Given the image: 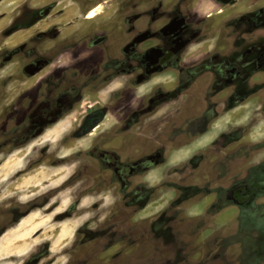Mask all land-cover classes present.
<instances>
[{
    "label": "rangeland",
    "instance_id": "rangeland-1",
    "mask_svg": "<svg viewBox=\"0 0 264 264\" xmlns=\"http://www.w3.org/2000/svg\"><path fill=\"white\" fill-rule=\"evenodd\" d=\"M234 1L0 0V264H264V191L229 194L264 176V0Z\"/></svg>",
    "mask_w": 264,
    "mask_h": 264
},
{
    "label": "flooded vegetation",
    "instance_id": "flooded-vegetation-1",
    "mask_svg": "<svg viewBox=\"0 0 264 264\" xmlns=\"http://www.w3.org/2000/svg\"><path fill=\"white\" fill-rule=\"evenodd\" d=\"M259 4H260V1L258 2ZM258 8V9H257ZM256 8V11H257V13H256V20H258V22L260 21V20H262L263 22H264V9H261L260 7H257ZM225 10H229V11H231L232 9H230V8H226ZM64 12H62V14H63ZM88 14H89V12L87 13V15L85 16V18H87L88 17ZM236 15V14H235ZM237 15H239V14H237ZM236 15V16H237ZM89 18V17H88ZM209 18H212V17H209ZM257 26L258 25H260V23H257L256 24ZM69 26H67L66 28H68ZM53 33V32H52ZM50 37H51V35H49ZM17 40L18 41H20V38H17ZM17 41V42H18ZM16 44V43H15ZM65 46H67L66 48H65V52H69L71 49H74V48H76V45L74 44V43H71L70 41H67L65 44H64ZM259 50H262V51H264V48L263 49H261V48H259ZM172 56V53L169 51V52H167L165 55H164V57H163V61L165 60H167V59H170V57ZM44 63H41V66L40 67H42V68H44V67H46L47 65H43ZM35 66V65H34ZM33 66V67H34ZM73 68H75L76 70H78V68H77V66L75 65ZM72 70V69H71ZM34 72H37L35 69H34ZM33 72V73H34ZM73 89V87H70L68 90H70V91H68L67 89H65L63 92H62V95H63V99L65 100L66 99V101H68L69 100V98L72 96L73 98H74V96L73 95H69V94H71L73 91H71ZM77 89V91L76 92H78L79 93V89L78 88H76ZM80 92H81V89H80ZM77 94V93H76ZM78 95V94H77ZM79 96V95H78ZM71 97V98H72ZM77 100H79V99H77ZM76 101V100H75ZM56 104H57V106L59 107V106H62V101H60V99L58 98L57 99V101H56ZM45 115V114H44ZM264 191V176H261V175H257L256 176V184H253V185H249V184H247V185H243V186H238V187H236V188H234L232 191H230V195H231V197H232V199L234 200V201H236V202H238V203H240V204H243V203H245V202H247L248 200H252V199H254V193L256 192V194H259V193H262ZM228 201V200H227Z\"/></svg>",
    "mask_w": 264,
    "mask_h": 264
},
{
    "label": "crops",
    "instance_id": "crops-1",
    "mask_svg": "<svg viewBox=\"0 0 264 264\" xmlns=\"http://www.w3.org/2000/svg\"><path fill=\"white\" fill-rule=\"evenodd\" d=\"M213 1L212 2V5H214L213 9H216L215 12H209L208 14H205L208 18L209 17H215V15L219 14L222 10V6H217L218 2L216 3L215 0H211ZM215 3V4H214ZM238 3H242L241 0H235L232 4L228 5L230 9H234V10H238ZM226 6L225 9L228 7ZM216 7H219V8H216ZM212 8V6H211Z\"/></svg>",
    "mask_w": 264,
    "mask_h": 264
},
{
    "label": "bare ground",
    "instance_id": "bare-ground-1",
    "mask_svg": "<svg viewBox=\"0 0 264 264\" xmlns=\"http://www.w3.org/2000/svg\"><path fill=\"white\" fill-rule=\"evenodd\" d=\"M99 6V5H98ZM97 10H99V7H98V9H92V10H90L89 11V14H88V17L89 18H93V17H95L96 16V14H97ZM35 231V230H34ZM33 235V234H32ZM3 243V242H2ZM7 247V246H6Z\"/></svg>",
    "mask_w": 264,
    "mask_h": 264
}]
</instances>
